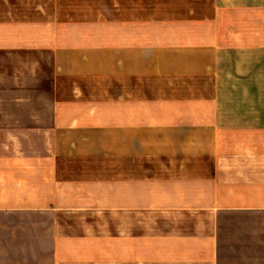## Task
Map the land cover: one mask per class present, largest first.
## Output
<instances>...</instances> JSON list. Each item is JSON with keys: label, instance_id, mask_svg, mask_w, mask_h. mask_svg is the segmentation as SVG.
Returning a JSON list of instances; mask_svg holds the SVG:
<instances>
[{"label": "crops", "instance_id": "obj_1", "mask_svg": "<svg viewBox=\"0 0 264 264\" xmlns=\"http://www.w3.org/2000/svg\"><path fill=\"white\" fill-rule=\"evenodd\" d=\"M0 264H264V0H0Z\"/></svg>", "mask_w": 264, "mask_h": 264}]
</instances>
